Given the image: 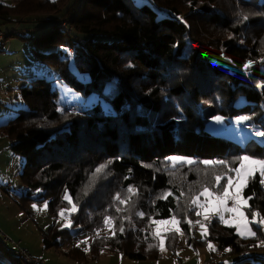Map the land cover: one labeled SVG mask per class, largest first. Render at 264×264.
<instances>
[{
    "label": "trees",
    "instance_id": "1",
    "mask_svg": "<svg viewBox=\"0 0 264 264\" xmlns=\"http://www.w3.org/2000/svg\"><path fill=\"white\" fill-rule=\"evenodd\" d=\"M7 1L0 0L1 24L48 27L42 35L35 37L30 29V38L21 37L49 52L35 51L72 89L86 97L98 93L114 110L107 114L98 104L61 111L53 81L31 79L19 89L26 108L0 124V137L9 138L12 152L24 160L20 178L28 189L21 198L25 207L36 200L48 202L57 215L70 206L65 194L77 205L72 227L53 225L45 233V248L61 249L79 234L104 229L107 215L118 217L117 227L120 218L130 217V222L123 220L125 231L94 240L89 253L73 247L65 255L97 261L108 249L139 262L157 261L159 247H148L159 242L150 218L170 220L172 215L192 244L195 233L185 221L199 217L191 199L202 186H213L214 172L227 169L199 163L172 168L167 159L226 160L234 168L239 164L232 161L245 151L264 157V145L253 139L242 146L207 130L215 116H249L247 124L264 130V89L258 86L264 84V0H148L144 5L136 0ZM241 13L249 19L238 22ZM248 61L253 63L245 71ZM71 62L89 76L88 83L75 78ZM109 82L117 84L114 96L105 91ZM130 185L137 192L117 212L114 196L120 193L123 199ZM165 192L172 195L157 199ZM252 194L249 204L264 213V188L256 181H248L243 197ZM208 228L207 241L194 245L210 241L226 256L239 257L235 264H255L250 258L264 264L253 252L258 239H243L235 227L217 219ZM166 237V247L176 251L179 234ZM0 264L29 263L0 238Z\"/></svg>",
    "mask_w": 264,
    "mask_h": 264
},
{
    "label": "rangeland",
    "instance_id": "2",
    "mask_svg": "<svg viewBox=\"0 0 264 264\" xmlns=\"http://www.w3.org/2000/svg\"><path fill=\"white\" fill-rule=\"evenodd\" d=\"M136 1L138 5L149 4L148 0ZM7 2L12 4L16 1L9 0ZM27 24L29 25L28 28L34 32L35 37L44 34L49 29L48 27L37 28L40 26L38 24ZM30 29H25L23 25H20V23L0 24V32L4 33L7 37L4 45L0 44V124H5L8 122V120L15 118L20 109L26 108V105L21 97V92L19 90L20 87L27 85L31 79L34 80L40 78L53 81L54 87L59 92L58 104L61 111L66 108H74V110L77 111L78 109L86 110L100 104L105 113H114L111 103L105 98L101 97L98 93H92L87 97L84 96L83 94L72 89L66 82L62 81L57 69L47 64L41 63V61L37 58L35 51L42 54H47L49 52L36 46L32 40L21 37L17 34L29 31ZM27 37L30 38V36ZM69 66L71 72L77 80L84 83L89 82V76L79 73L73 62H71ZM35 75L39 76L34 77ZM116 87L117 84L115 82H109L105 85V91L110 96H114L116 93ZM236 120L237 119H224L223 124H217L215 123L214 118H212L208 122L207 130L213 135L232 139L242 146H245L247 142L252 139L255 141V143L264 145L259 142L261 138L254 136L249 137L248 134L251 131L242 128V124H237ZM3 157L5 158V168L0 173V230L11 241L22 243L23 247H27L33 256H39L43 258L45 262H49V264H70L68 263L70 258L62 254L64 253L63 250L68 252L73 247H77L78 244L79 247L90 249L89 245L91 246L94 240H99L100 238H112L111 232L107 228H104L100 230L99 236L96 235V232L93 234L87 233L86 235L79 234L76 240L70 241L61 249L45 248V233H47L53 225H57L60 229L70 228H63V223L65 221L61 220L58 214L55 215L51 213L48 202H36V200L30 204H27L25 207V204H23L21 201L26 200L21 198L27 194L28 189L24 186L20 178L21 169L19 164V160L23 158L15 155L11 150H7ZM220 183L223 185L225 183L224 179H222ZM3 184H11L12 187L7 189L2 187ZM236 184L237 181L234 179V187L229 189V195L231 196L235 192L239 191L243 196L245 187L238 188L236 187ZM212 187H209L210 192L212 191ZM37 195L38 194L35 196ZM34 199H36V197ZM204 200L205 197L203 196L199 198L200 203H203ZM44 203H47V209H44ZM231 203L232 200H228V207H231ZM33 204H36L41 210L37 211L33 209ZM68 208H70V206ZM77 211L71 213L70 219L73 214L77 213ZM209 214L210 220L208 221L203 220V217L198 218L202 223L206 224L208 236V224L213 220H219L217 215L212 213ZM224 215L226 219H232L231 213H225ZM57 221H59V223ZM154 225L155 228H157V225ZM175 227H177V225L174 221L168 224L159 225V234L160 236L164 237L165 250H159L161 251V258L159 260L146 261L145 264H155V262H161L162 264H182L186 260H190V262H193L192 264H213L215 262H227V264H235V262L239 259L237 256H226L225 253L219 252L218 245L212 242L211 243L214 245L215 251L209 250L207 246L208 242L204 245H194V241H196V243H200V241L203 242L205 240L200 234L199 225L195 223L192 227L195 233L193 243H188L186 235L182 231L183 235L179 234L180 237L178 242L177 240L175 241V238L172 239L173 243L177 242L178 244L177 250L171 252L166 247V242L168 239L166 235L173 232L172 229ZM178 227L181 229L180 223ZM76 233L77 232H73L74 235H76ZM89 237L90 239H88ZM157 238L159 239L160 237L158 236ZM84 239H88V245L80 243ZM9 245L12 248H17L11 243H9ZM253 252H255V256L264 259V247H258L257 250H253ZM111 256L114 259L110 260V262L106 264H137V262H139H134L135 260H127L124 262L123 257H119L117 254ZM250 261L254 262L255 264H260V262L255 261L254 258H250Z\"/></svg>",
    "mask_w": 264,
    "mask_h": 264
},
{
    "label": "snow or ice",
    "instance_id": "3",
    "mask_svg": "<svg viewBox=\"0 0 264 264\" xmlns=\"http://www.w3.org/2000/svg\"><path fill=\"white\" fill-rule=\"evenodd\" d=\"M242 21H247L249 16L247 14H240ZM253 61H248L244 65V70L248 71ZM262 89H264V84L258 85ZM251 119L249 116H240L237 118L236 123L242 124L247 126L248 121ZM215 123L223 124L224 118L221 116L214 117ZM249 137H258L260 139V143L264 144V130L255 129L254 131L248 134ZM111 163V161H109ZM167 163L172 167L176 168L180 165H187L191 166L194 163L203 164L205 168H217L223 167L227 169L225 173H213V187L212 191H209V187L204 185L201 187L199 193L192 197L191 205L194 206L195 215L197 217H203V220L208 221L210 220V214L217 215L219 218V222L225 224L228 227H235L237 231V235H240L244 239H258L259 244L254 245L255 247H264V239L261 237L264 236V213L261 212L258 208L254 207L253 205L249 204V201L254 199V194L249 195L247 197H243L241 192L237 191L233 195H229V189L233 188V180L237 181L236 187L243 188L248 186V181H256L260 184L262 188H264V157H256L252 154H249L245 151L244 154L239 155L236 157L232 163L239 164V167H230L229 163L226 160H202V161H193L190 158L182 157V156H171L167 159ZM247 165V166H246ZM107 164L101 165L99 168L96 169V173L101 172L102 169L106 168ZM243 170V171H242ZM232 173L235 175L233 176ZM224 179L225 183L221 185L220 181ZM191 191V189H190ZM137 190L135 186H128L125 189V197L122 199L120 193H116L114 196V202L117 203L116 211L120 212L121 209L118 205L124 204L126 200H129L131 196L136 193ZM85 195H87V188L85 189ZM169 195H172L171 192H165L161 196H158L157 199H166ZM183 195V192H181ZM203 196L205 200L203 203L199 202V198ZM63 199L67 201L70 205V208L67 209H60L58 215L61 220H64L63 228H71L72 227V220L70 219L71 213L77 211V205L73 203L72 199L65 194ZM228 200H232L233 207H228ZM177 203H179V198L177 197ZM33 209L40 211L36 204L32 205ZM44 209H47V203L43 205ZM225 213H231L232 219L228 220L225 218ZM138 216L143 218L145 215L143 212H138ZM118 217L107 215L104 217L102 223L105 228H107L111 232V236L114 238L116 232L119 231L123 233L125 231L123 220L127 219L130 222V217H122L120 225L117 227L115 221ZM152 224H156L157 228H154L152 231V235L154 238L160 237L159 242L157 245L149 244L148 247L151 249L152 247H159L161 251H164V237L160 236L159 234V225L160 224H168L174 221L177 225L172 231L174 233H178L183 235L182 230L178 227L180 221L177 220L175 215H172L171 220H160L156 221L154 218H150ZM59 223V221H57ZM189 227H193L194 223L199 225L200 227V234L201 236L207 241L208 231L206 224L202 223L201 220H196L193 222L191 219H186L185 221ZM255 226V227H253ZM101 229L96 230V235L99 236ZM259 234V235H258ZM90 239V237L88 238ZM88 239L82 240L80 243L88 245ZM207 246L210 251H215L214 245L208 241ZM79 247V244L77 245ZM90 248V245H89ZM88 249H86L87 251ZM225 251H231L230 248L225 249ZM178 255V253H177ZM227 264V262H225Z\"/></svg>",
    "mask_w": 264,
    "mask_h": 264
},
{
    "label": "crops",
    "instance_id": "4",
    "mask_svg": "<svg viewBox=\"0 0 264 264\" xmlns=\"http://www.w3.org/2000/svg\"><path fill=\"white\" fill-rule=\"evenodd\" d=\"M1 24V22H0ZM11 24V23H10ZM38 73V72H37ZM39 75H35L34 77H38ZM33 77V78H34ZM11 105V104H9ZM11 141L7 138H4V137H0V173L2 172V170H4L5 168V158L3 157L4 153L7 151V150H11ZM12 151V150H11ZM19 164H20V173L22 172V167H23V164H24V160L23 159H20L19 160ZM8 185V184H7ZM6 184H3L2 187L4 188H7ZM10 191V190H9ZM225 225V224H224ZM240 236V235H239ZM241 237V236H240ZM77 239V238H76ZM75 239V240H76ZM21 247L26 249L28 252L30 251L27 247H23L22 243H21ZM83 251L89 253L90 249H88L86 251V248H83V247H80ZM64 253H62L63 255H65V253L67 251L63 250ZM31 254V252H29ZM117 254L119 257H123V261H127V260H131L129 257H127L125 254L123 253H114V252H111L110 250L108 249H105L100 257L98 258L97 261H94V260H91V258H88L87 260L83 261V262H79V261H76V260H73V259H69L70 261L68 263L70 264H106V263H109L110 260L114 259L111 255H115ZM66 256V255H65ZM39 257V256H37ZM68 257V256H67ZM69 258V257H68ZM197 259V258H196ZM240 260V258L236 261L238 262ZM133 261V260H132ZM194 261V260H193ZM196 261V260H195ZM134 262H137V261H134ZM146 261H142V262H137V264H145ZM47 264H49V262L46 261ZM193 262H190V260H186L185 262H183L182 264H192ZM155 264H162L161 262H155Z\"/></svg>",
    "mask_w": 264,
    "mask_h": 264
},
{
    "label": "built area",
    "instance_id": "5",
    "mask_svg": "<svg viewBox=\"0 0 264 264\" xmlns=\"http://www.w3.org/2000/svg\"><path fill=\"white\" fill-rule=\"evenodd\" d=\"M60 25H62V28L63 29H68V25L67 23H61ZM18 35L20 36H32V34H29V31H25V32H21V33H17ZM6 35L2 32H0V44L4 45V43L6 42ZM243 128L248 130V131H254L256 128H254L253 126L247 124V126L243 125ZM10 187H12L11 184H9L7 186V189H9ZM230 206L232 207L233 206V202L230 204ZM0 238L4 239V241L6 243H11L13 246H16L19 250H20V253L21 255L23 256V258L26 260L27 263L29 264H47L43 258L41 257H35L33 256L32 254H30L26 249L22 248L21 247V243H16L14 241H11L7 236H5L3 234V232L0 230ZM213 264H225V263H222V262H215Z\"/></svg>",
    "mask_w": 264,
    "mask_h": 264
}]
</instances>
